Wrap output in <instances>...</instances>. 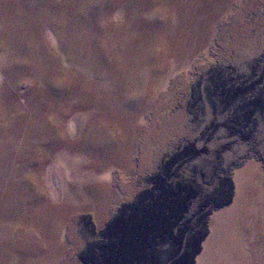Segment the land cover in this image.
Here are the masks:
<instances>
[{"label":"rangeland","instance_id":"obj_1","mask_svg":"<svg viewBox=\"0 0 264 264\" xmlns=\"http://www.w3.org/2000/svg\"><path fill=\"white\" fill-rule=\"evenodd\" d=\"M0 264H264V0H0Z\"/></svg>","mask_w":264,"mask_h":264},{"label":"flooded vegetation","instance_id":"obj_2","mask_svg":"<svg viewBox=\"0 0 264 264\" xmlns=\"http://www.w3.org/2000/svg\"><path fill=\"white\" fill-rule=\"evenodd\" d=\"M149 193V195H150V190H147V192H146V194H148ZM145 194V195H146ZM139 203L143 206V204L145 203L144 201H139ZM130 205V204H129ZM128 209H129V206H128ZM128 209H126V210H123L120 214H118V215H116L113 219H112V221L108 224V228H114V227H117V226H120L122 223H123V221H124V219H125V216H126V213H127V210ZM150 211H148V213H149ZM154 217H153V221H152V223L151 224H153L154 223V221H155V218H156V215L154 214L153 215ZM114 238H119V236H118V234H116V235H114L113 236V239ZM109 240H107L106 242H108ZM105 242V243H106ZM114 245H116L117 244V241H116V239H114V241H111ZM110 241H109V247L108 248H106V246H105V248L107 249H105L104 251H102L101 252V250H100V253H105V255H106V253H108V254H110L111 255V258L112 257H115L116 256V251H115V248H114V246H113V244L111 243ZM118 252V251H117ZM115 258H112V260H114Z\"/></svg>","mask_w":264,"mask_h":264}]
</instances>
